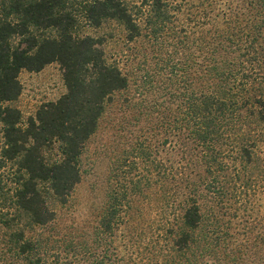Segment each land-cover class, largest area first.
Wrapping results in <instances>:
<instances>
[{
	"label": "trees",
	"instance_id": "obj_1",
	"mask_svg": "<svg viewBox=\"0 0 264 264\" xmlns=\"http://www.w3.org/2000/svg\"><path fill=\"white\" fill-rule=\"evenodd\" d=\"M252 3L260 9L243 25H226L223 30L214 27L193 35L192 74L187 76L173 65L169 74H182L175 84L177 90L166 93L168 102L152 110L160 125L193 143L197 182L182 200L178 227L169 229L178 251L188 250L192 241L197 246V234L220 231L215 209H210L211 220L205 225L199 188L213 204L228 196L230 185L244 180L250 184L264 175L260 162L264 153V0ZM162 10L157 0L153 11L164 21ZM84 13L94 27L115 20L124 26L130 40L140 36V28L122 0H91L85 3ZM75 25L70 0H0V125L4 140L0 158L5 165L16 164L14 206L41 227L56 220L45 193L60 205L68 202L81 180L83 150L96 133L107 103L130 86L127 73L106 61L99 41L74 36ZM52 63L62 70L66 93L22 122L20 112L8 105L21 95L19 74L37 73ZM149 76L145 81L154 78ZM145 135L112 163L111 180L120 186L111 185L107 195L105 233L115 224L127 223V211L135 212L143 186L150 187L152 174L164 171V163L153 158L152 144ZM53 149L56 158L48 154ZM5 228L12 226L5 224ZM6 245L1 264H53L42 260V245L27 239L24 232L14 231ZM71 254L67 264H112L104 261L97 248L77 245Z\"/></svg>",
	"mask_w": 264,
	"mask_h": 264
},
{
	"label": "rangeland",
	"instance_id": "obj_2",
	"mask_svg": "<svg viewBox=\"0 0 264 264\" xmlns=\"http://www.w3.org/2000/svg\"><path fill=\"white\" fill-rule=\"evenodd\" d=\"M89 1L70 0L76 17L73 34L99 41L106 61L127 73L130 86L107 103L96 133L83 150L81 180L68 202L60 205L49 192L45 193L56 213L53 223L36 226L30 217L19 213L13 199L18 180L16 164L5 165L0 158V256L8 247L10 235L21 231L27 239L42 245L40 255L44 256L40 257L53 264H67L77 245L97 248L104 261L112 264H264V175L250 184L244 180L240 185H230L228 196L213 204L206 201L199 188L205 225L211 220L210 209H215L220 231L195 235L198 245L193 246L192 241L188 250L178 251L172 245L174 234L169 229L178 227L182 200L190 185L197 182L193 143L160 125L152 111L168 102L166 93L176 92L177 78L182 75L179 72L192 74L193 35L214 27L223 30L226 25H243L260 8L253 6V0H160L163 21V16L161 20L153 11L157 0H122L140 28V36L130 40L118 21L108 20L94 27L84 13ZM173 65L180 71L169 74ZM148 75L154 78L145 81ZM18 80L21 95L8 105L20 112L22 122L66 93L58 63L37 73L22 71ZM146 133L153 158L164 163V171L152 174L150 187L143 186L145 191L137 200L135 212L127 211V223L120 227L115 224L111 232L105 233L102 223L107 195L111 185L120 186V182L111 180L112 163ZM3 143L0 125V151ZM48 154L56 158L57 150ZM263 157L264 153L260 157L264 164ZM261 170L264 172V166ZM5 224L12 228H5ZM197 260L200 263H194Z\"/></svg>",
	"mask_w": 264,
	"mask_h": 264
}]
</instances>
